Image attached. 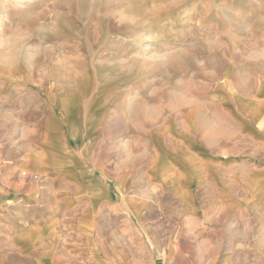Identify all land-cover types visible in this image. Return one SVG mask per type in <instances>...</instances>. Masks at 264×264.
<instances>
[{
    "label": "rangeland",
    "instance_id": "374dc122",
    "mask_svg": "<svg viewBox=\"0 0 264 264\" xmlns=\"http://www.w3.org/2000/svg\"><path fill=\"white\" fill-rule=\"evenodd\" d=\"M262 97L264 0H0V264H89L102 172L148 197L156 152L240 149Z\"/></svg>",
    "mask_w": 264,
    "mask_h": 264
},
{
    "label": "crops",
    "instance_id": "0c3cea01",
    "mask_svg": "<svg viewBox=\"0 0 264 264\" xmlns=\"http://www.w3.org/2000/svg\"><path fill=\"white\" fill-rule=\"evenodd\" d=\"M236 110L233 123L250 132L215 137L249 144L208 146L182 137L184 144L156 152L142 168L140 190H151L148 197H108L107 179L118 191L123 180L102 172L107 196L90 203L88 222L95 210L101 224L94 231L85 225L87 263L264 264V97Z\"/></svg>",
    "mask_w": 264,
    "mask_h": 264
},
{
    "label": "bare ground",
    "instance_id": "6f19581e",
    "mask_svg": "<svg viewBox=\"0 0 264 264\" xmlns=\"http://www.w3.org/2000/svg\"><path fill=\"white\" fill-rule=\"evenodd\" d=\"M147 2V1H146Z\"/></svg>",
    "mask_w": 264,
    "mask_h": 264
}]
</instances>
